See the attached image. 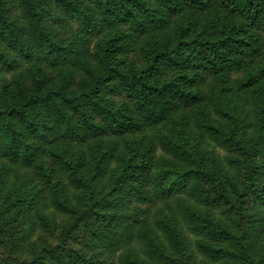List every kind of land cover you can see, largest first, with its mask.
<instances>
[{
  "label": "rangeland",
  "instance_id": "obj_1",
  "mask_svg": "<svg viewBox=\"0 0 264 264\" xmlns=\"http://www.w3.org/2000/svg\"><path fill=\"white\" fill-rule=\"evenodd\" d=\"M4 1L9 16L23 29L25 40L32 43L30 22L21 0ZM69 1L73 3V8L79 6L91 13L99 23L98 29L89 32L77 12H68L56 0H45V25L72 50L74 59L72 62L51 65L45 57L36 53H32L29 58H22L18 52L7 48L3 38H0V52L18 59L11 68L0 65L1 105L10 106L22 100L16 86L18 79L28 94L35 93V83L30 74L32 70H38L45 79L41 92L56 88L67 71L72 77L70 88L76 90L88 79V72L83 65L86 63L99 78L110 75L108 84L112 91L110 88L102 90L110 106L124 105L144 123V127L122 136L106 133L88 137L81 143H71L73 152H69L68 156L73 163L77 158L84 159V168L75 175L53 157V153H59L61 148L51 139L41 143V152L30 165L5 159V169L10 171L9 183L12 187L0 190V264H32L38 259L48 264H85L83 259L98 264H121L120 258L127 254L136 264H264L263 158H251L255 165L261 167L253 173L247 165V154L239 144L225 148L209 141L201 145L198 153L203 152V162L199 158L191 166L193 169L197 167L200 174L187 177L185 183L169 197L158 196L154 185V176L159 167L182 164L179 146L185 141L176 124L182 120V114L189 112L191 126L198 116L196 113L215 122L222 119L221 113L212 104L218 94L224 91L231 101H243L245 95L240 92L242 82L257 72L264 62L262 24H245L244 31L251 36L255 46L244 56L240 65L228 72V84H224L219 76H208L200 71L202 77L192 90L210 96L203 106L196 110L180 106L165 121L150 124L142 121L132 99L119 88L118 80L105 68L99 56L101 49L121 45L117 53L109 56L113 67L125 71L131 67L140 68L146 63L144 47L148 36L137 34L135 38H124L110 45L109 38L116 32L127 33L129 25L105 22L101 13V0ZM146 1L151 6H158L156 0ZM225 13L223 7L216 4L200 13L183 11L171 15L173 23L162 35L164 38L172 35L173 29L179 23L186 22V18L202 24L205 29L210 28L212 22H217ZM137 38L144 40L139 47L134 43ZM156 41L160 44L162 40L157 38ZM177 73L166 71L161 78L167 79ZM247 123V119H244L243 127L250 132ZM1 138L0 131V142ZM165 144H169V147ZM134 156L139 161L146 158L157 166L152 167L145 178L142 176L135 182L149 193L150 201L139 200L133 185L129 183L121 188L113 187L116 179L114 173L120 172L124 161ZM217 170L222 171L223 175L215 176ZM93 173L97 175L96 181H92ZM208 173L214 176L210 177ZM101 199L117 205L113 209L114 213L123 216L110 227L97 222L96 216L89 212L92 205L100 209L98 205ZM187 208L190 212L198 209L202 216L207 214V219L227 224L235 233L247 228H258L259 232H254L245 248L233 241L229 255L222 261H216L200 250L199 246L206 237L198 234L192 216L182 213ZM175 214L178 215V225L174 228L177 236L173 238L170 236L172 230H165L164 221L173 220ZM86 221L101 234L99 239H92V234L85 226ZM112 236L121 237L118 247L106 241V237L110 240Z\"/></svg>",
  "mask_w": 264,
  "mask_h": 264
},
{
  "label": "trees",
  "instance_id": "obj_2",
  "mask_svg": "<svg viewBox=\"0 0 264 264\" xmlns=\"http://www.w3.org/2000/svg\"><path fill=\"white\" fill-rule=\"evenodd\" d=\"M44 1L21 0L31 27L33 41L29 43L24 38L23 29L9 16L5 1L0 0V38H3L7 48L18 52L22 58H29L32 53H36L45 57L51 65L72 62V50L57 39L45 25ZM56 1L62 3L68 12H77L89 32L98 29L99 23L91 13L79 6L73 8V3L69 0ZM100 3L105 22L129 25L127 33L116 32L109 38L110 45L124 38H135L137 34L148 36L144 47L146 63L140 68L131 67L125 71L113 67L109 56L111 53H117L121 45L101 49L99 56L105 68L118 80L119 88L132 99L142 121L150 124L165 121L169 114L180 106L192 110L203 106L210 96L192 90L202 77L199 72L208 76H219L224 84H228V72L240 65L244 56L255 46L251 36L244 31L245 24L259 22L264 28V0H156V7L146 0H101ZM216 4H220L226 13L222 17L218 16V21L212 22L210 28L205 29L202 24L186 18L187 21H183L185 23H179L180 25L173 29L172 35L167 38L162 35L173 23L171 15L183 11L200 13ZM157 38L162 40L160 44L157 43ZM143 42L140 38L134 40L138 47ZM17 61V58L0 52V65L5 68L15 66ZM83 65L88 72V79L76 90L70 88L72 77L67 71L56 88L50 92H41L45 79L38 70H32L30 74L35 83V93L28 94L22 81L18 79L16 86L20 90L22 100L5 107L0 103V190L12 187L9 183L10 171L5 169L4 160L30 165L41 152L42 142L51 139L60 144V152L53 153V157L63 168L75 175L84 168V159L77 158L73 163L68 156L69 152H73L71 143H81L88 137H98L106 133L122 136L144 127V123L138 120L131 110L124 105L110 106L108 99L102 95L103 89L110 88V75L99 78L88 64ZM166 71L179 73L162 79L161 75ZM26 74L29 76V72ZM240 88V92L245 95L243 101H231L224 91L213 98L212 104L215 105V110L221 113V120L213 122L196 113L198 116L191 126L189 112L182 114V120L176 123L185 141V144L179 146L182 164L172 163L157 169L154 185L158 196L169 197L185 183L187 177L200 174L197 167L193 169L191 166L196 164L199 158L203 162V152L198 153L205 142L212 141L225 148L239 144L247 154L249 171L256 173L257 169L261 168L255 165L251 158L259 156L264 159V93L261 90H264V62L257 72L242 82ZM109 90L112 91V88ZM247 107L249 109L246 111ZM244 119L248 121L250 132L243 127ZM165 146L169 147V144ZM152 167L157 166L146 158L139 161L138 157L134 156L125 160L121 171L114 173L116 179L113 187L121 188L129 183L133 185L139 200L150 201L149 193L135 182L142 176L145 178ZM208 175L214 176L211 173ZM219 175L222 176L223 173L217 170L215 176ZM96 177V173H93L92 181H96ZM252 189L256 191L255 188ZM99 202L100 209H97V205H92L89 211L91 215L96 216L97 222L110 227L113 222L117 223L123 218L122 215L119 217L114 213L117 205L102 199ZM182 213L190 214L198 234L206 237L199 246L200 250L216 261H222L229 255L233 241L245 248L246 243L252 240L254 232H259L258 228L257 231L247 228L235 233L227 224L207 219V214L202 216L198 209L190 212L187 208ZM173 217V220L164 221V225L166 223L167 232L172 230L170 236L174 238L177 236L174 228L178 225V215ZM262 221L264 224V219ZM85 226L94 241L101 237L87 221ZM114 237L105 239L109 244L118 247L121 237ZM83 262L98 264L88 259H83ZM120 263L136 264L128 254L120 258ZM32 264L48 263L38 259Z\"/></svg>",
  "mask_w": 264,
  "mask_h": 264
}]
</instances>
